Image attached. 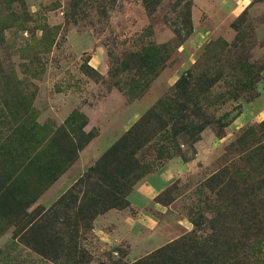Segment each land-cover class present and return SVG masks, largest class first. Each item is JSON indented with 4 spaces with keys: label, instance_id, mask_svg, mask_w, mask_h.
<instances>
[{
    "label": "rangeland",
    "instance_id": "obj_1",
    "mask_svg": "<svg viewBox=\"0 0 264 264\" xmlns=\"http://www.w3.org/2000/svg\"><path fill=\"white\" fill-rule=\"evenodd\" d=\"M151 1L150 12L143 0H0V184L24 204L0 215V264H64L41 254L24 213L61 197L187 73L210 80L196 93L225 135L209 125L179 140L123 206L79 230L77 252L132 264L168 246L151 264H264V0H192L181 44L169 20L185 0ZM151 44L159 67L134 81L128 55ZM79 131L92 135L81 149ZM222 170L224 188L203 185Z\"/></svg>",
    "mask_w": 264,
    "mask_h": 264
},
{
    "label": "trees",
    "instance_id": "obj_2",
    "mask_svg": "<svg viewBox=\"0 0 264 264\" xmlns=\"http://www.w3.org/2000/svg\"><path fill=\"white\" fill-rule=\"evenodd\" d=\"M143 1L148 11L154 10L155 3ZM191 5L192 0H185L176 19L169 20L177 44L183 43L192 32ZM72 14L68 13L66 18H74ZM162 49V46L148 45L131 52L121 65L126 60L129 69L135 70L134 81L137 77L145 79L157 71ZM209 81L207 77L195 78L189 73L183 75L176 82L169 101L164 104L160 100L156 107L147 110L61 197L43 211L24 213L23 216L29 217L32 222L28 228L29 235H34L38 250L43 252L41 254H46L48 250L56 256L58 252L59 257L55 258L64 264H84L88 253L82 248L77 252L79 230L88 232L97 214L123 206L130 185L139 180L144 172L150 171L157 163L155 160L178 154L179 140H184V143L196 141L206 126H214L217 136L225 135L222 126L226 124L222 122V115L216 117L208 105L202 104L204 99L196 93V89L206 92L212 85ZM74 115L68 122L73 120ZM91 137L90 133L79 131L74 138L77 149L85 146ZM227 176L232 175L222 170L207 178L203 185L207 188H224ZM8 189L0 184V215L14 214L24 209V204L20 206L15 197L10 196L15 202L9 203ZM70 218L73 222L64 224ZM199 219L200 216L193 221L194 228L201 229ZM168 248L166 246L148 259L146 257L132 264H151Z\"/></svg>",
    "mask_w": 264,
    "mask_h": 264
}]
</instances>
